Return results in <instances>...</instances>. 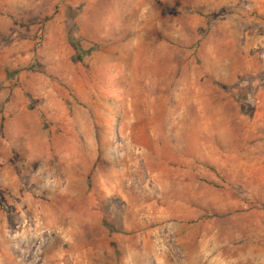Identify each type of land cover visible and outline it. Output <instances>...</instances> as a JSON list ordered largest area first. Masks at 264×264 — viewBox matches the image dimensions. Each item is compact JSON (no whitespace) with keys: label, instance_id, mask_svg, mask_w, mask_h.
<instances>
[{"label":"rangeland","instance_id":"rangeland-1","mask_svg":"<svg viewBox=\"0 0 264 264\" xmlns=\"http://www.w3.org/2000/svg\"><path fill=\"white\" fill-rule=\"evenodd\" d=\"M139 1L0 0V264H264V0Z\"/></svg>","mask_w":264,"mask_h":264},{"label":"trees","instance_id":"trees-1","mask_svg":"<svg viewBox=\"0 0 264 264\" xmlns=\"http://www.w3.org/2000/svg\"><path fill=\"white\" fill-rule=\"evenodd\" d=\"M69 43L73 46V48L77 51V58L80 60L85 53L80 49L79 45L75 42L73 38L68 37Z\"/></svg>","mask_w":264,"mask_h":264},{"label":"bare ground","instance_id":"bare-ground-1","mask_svg":"<svg viewBox=\"0 0 264 264\" xmlns=\"http://www.w3.org/2000/svg\"><path fill=\"white\" fill-rule=\"evenodd\" d=\"M150 1H152V0H142V1L137 2L138 10L141 9V7H143V5H145V3H149Z\"/></svg>","mask_w":264,"mask_h":264},{"label":"crops","instance_id":"crops-1","mask_svg":"<svg viewBox=\"0 0 264 264\" xmlns=\"http://www.w3.org/2000/svg\"><path fill=\"white\" fill-rule=\"evenodd\" d=\"M5 25H6V26H8V24H7V23H5Z\"/></svg>","mask_w":264,"mask_h":264}]
</instances>
